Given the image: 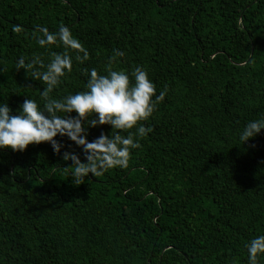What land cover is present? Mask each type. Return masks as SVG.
I'll use <instances>...</instances> for the list:
<instances>
[{
    "label": "trees",
    "instance_id": "16d2710c",
    "mask_svg": "<svg viewBox=\"0 0 264 264\" xmlns=\"http://www.w3.org/2000/svg\"><path fill=\"white\" fill-rule=\"evenodd\" d=\"M61 25L89 59L58 97L110 60L144 68L166 96L129 167L79 186L63 152L86 161L66 137L60 154L0 150V264H247L246 243L264 235V131L245 145L239 134L264 116V0H0V103L12 115L43 91L16 63L63 52L35 39Z\"/></svg>",
    "mask_w": 264,
    "mask_h": 264
},
{
    "label": "clouds",
    "instance_id": "9594fccd",
    "mask_svg": "<svg viewBox=\"0 0 264 264\" xmlns=\"http://www.w3.org/2000/svg\"><path fill=\"white\" fill-rule=\"evenodd\" d=\"M14 30L22 31L20 27ZM35 39L45 52H50L52 46L63 47L64 51L50 52L47 61L40 55L30 60L19 58L16 71L24 70L31 79L41 82L42 103L25 99L18 115H12L7 103H0V150L23 153L29 145L46 143L60 154L64 145L56 137H66L82 150L86 161L82 162L75 153L63 152V160L72 162L69 175L75 186L84 184L90 175L98 177L112 169H127L134 150L142 147L140 139L152 132L144 122L153 117L166 92L157 94L156 85L144 68L136 67L128 73L114 69V60H110L103 73L95 68L87 71L83 90L58 97L56 90L71 73L74 61L84 64L89 53L64 25L52 32L38 26ZM116 56L123 57L124 53L117 51ZM105 125L111 127L110 135L102 133L89 142L88 130ZM262 131L264 116L248 122L239 140L245 145ZM245 249L247 264H258L259 258L264 257V235L249 240Z\"/></svg>",
    "mask_w": 264,
    "mask_h": 264
}]
</instances>
